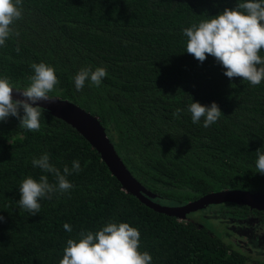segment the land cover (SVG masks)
Returning a JSON list of instances; mask_svg holds the SVG:
<instances>
[{"label":"trees","instance_id":"1","mask_svg":"<svg viewBox=\"0 0 264 264\" xmlns=\"http://www.w3.org/2000/svg\"><path fill=\"white\" fill-rule=\"evenodd\" d=\"M236 3L23 0V18L13 25L20 35L0 46V78L23 87L31 63L52 66L59 83L49 95L98 116L127 168L159 203L177 206L223 189L264 193V174L255 168L256 150L264 151V80L257 86L229 80L212 56L201 64L188 54L182 34ZM82 67H104L107 76L99 87L86 81L77 91L73 77ZM192 99L216 102L221 117L208 128L203 120L194 124L186 110ZM177 108L184 109L178 118ZM40 123L39 132H30L16 117L0 122V264H59L67 239L109 221L140 231V250L151 264L247 263L248 256L207 227L160 213L126 192L97 149L65 121L43 108ZM44 153L61 172L74 160L81 171L67 177L72 189L41 200L40 213L29 215L17 203L20 182L40 175L55 182L32 166ZM214 205L228 220L264 224L262 210Z\"/></svg>","mask_w":264,"mask_h":264},{"label":"clouds","instance_id":"2","mask_svg":"<svg viewBox=\"0 0 264 264\" xmlns=\"http://www.w3.org/2000/svg\"><path fill=\"white\" fill-rule=\"evenodd\" d=\"M22 18L23 0H0V46H5L9 38L19 37L13 25ZM182 34L188 54L201 64L212 56L229 80L240 78L252 86L264 80V57L260 55L264 50V0H237L234 8H225L209 19L186 27ZM16 51H20L18 43ZM30 68L33 74L28 77L26 86L16 87L9 78H0V122L7 121L10 116L16 117L20 129L39 132L41 104L53 101L49 93L54 91L59 80L55 69L44 62L31 63ZM106 76L104 67L95 70L82 67L73 77L75 89L81 91L86 81L99 87ZM186 110L194 124L203 120L204 128L216 123L222 114L214 101L206 106L192 99ZM182 111L184 109L177 108L173 116L178 118ZM256 157V172L264 174V151L258 148ZM31 163L43 173L51 174L55 181L50 183L48 175H40L38 180L28 176L20 182L19 208L36 215L40 213L41 200L52 199L73 188L67 177L79 173L81 165L74 160L71 168L64 165L61 172L50 163L48 153L33 157ZM3 220L0 216V222ZM63 227L67 232L72 231L68 223ZM140 235L129 223L115 221L107 222L95 232L81 231L78 238L67 239L59 264H151L152 256L140 250Z\"/></svg>","mask_w":264,"mask_h":264},{"label":"water","instance_id":"3","mask_svg":"<svg viewBox=\"0 0 264 264\" xmlns=\"http://www.w3.org/2000/svg\"><path fill=\"white\" fill-rule=\"evenodd\" d=\"M49 96L52 97L53 101L42 103L41 106L76 129L97 149L112 174L121 182L123 189L137 196L143 203L154 210L180 220H188V215L194 211L210 205L227 202L264 211V193L239 189H223L210 192L196 200L177 206H168L155 201L154 198L157 195L141 184L127 168L113 143L108 138L106 129L98 116L73 101L58 96Z\"/></svg>","mask_w":264,"mask_h":264},{"label":"rangeland","instance_id":"4","mask_svg":"<svg viewBox=\"0 0 264 264\" xmlns=\"http://www.w3.org/2000/svg\"><path fill=\"white\" fill-rule=\"evenodd\" d=\"M216 207L217 206H215V205H210L206 208L194 211V212L189 214L188 219L195 222L198 226L203 225V226L207 227L215 235H217V236H219L225 240H228L227 234L229 232H232V230H234V229L233 228H232V230L230 228L227 229V226H232V222L230 223L226 216L216 214L215 213ZM259 225L260 224H258L255 227H259ZM260 227L264 228V225H260ZM236 230H237V232H234L235 234L232 233L229 236L234 237L236 240L238 238L243 239L245 235L239 234L240 229L236 228ZM260 231H262V229H260ZM261 235H264V234H261ZM246 242L250 243L248 246H246V249L250 250L249 255L253 256L251 258L257 260V259H262V257H264V244L263 243L258 244V241L255 242V241H247V240H246ZM256 256H260V257H256ZM249 262H250V260H248V262L246 264H252Z\"/></svg>","mask_w":264,"mask_h":264},{"label":"flooded vegetation","instance_id":"5","mask_svg":"<svg viewBox=\"0 0 264 264\" xmlns=\"http://www.w3.org/2000/svg\"><path fill=\"white\" fill-rule=\"evenodd\" d=\"M229 222L230 223L232 222V226H227V229L230 228L232 230V228H233L234 230H232V232H229L227 234V236H228V240L233 243L234 248H236L237 250H239L240 252H242L246 256H248V260H250L249 263L264 264V257H262V259L255 260V259L251 258L253 256L249 255L250 250L246 249V246H248L250 244L249 242H246V240L247 241H255V242L258 241V244H262V243L264 244V242H263L264 241V235H261V234H264L263 233L264 228H261L260 226L259 227H253L254 224H256V223H254L250 218L249 219H242V220L241 219L234 220V219L229 218ZM262 225H264V224H262ZM236 228L240 229L239 234L245 235L243 239L238 238L236 240L234 237L229 236L232 233L237 232ZM260 229H262V231H260ZM256 257H260V256H256Z\"/></svg>","mask_w":264,"mask_h":264}]
</instances>
